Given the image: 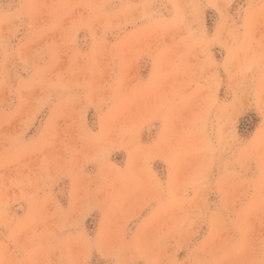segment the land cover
<instances>
[{"label":"rangeland","instance_id":"1","mask_svg":"<svg viewBox=\"0 0 264 264\" xmlns=\"http://www.w3.org/2000/svg\"><path fill=\"white\" fill-rule=\"evenodd\" d=\"M0 264H264V0H0Z\"/></svg>","mask_w":264,"mask_h":264}]
</instances>
